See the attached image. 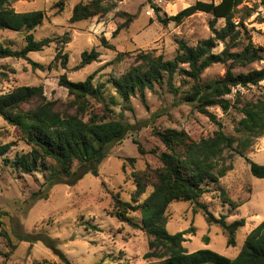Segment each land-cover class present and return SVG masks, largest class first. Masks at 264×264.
<instances>
[{
    "label": "rangeland",
    "instance_id": "374dc122",
    "mask_svg": "<svg viewBox=\"0 0 264 264\" xmlns=\"http://www.w3.org/2000/svg\"><path fill=\"white\" fill-rule=\"evenodd\" d=\"M63 1V11L57 13L54 5ZM90 0H12L11 8L16 12L42 11L44 20L32 34L35 40L46 37L56 38L68 34L70 42L65 45L68 55L66 69L54 61L56 45L51 44L39 52H31L27 59H0V94L20 86H41L47 101L53 109L63 115L77 112L72 104L74 97L58 85V79L66 74L72 82H82L94 73L92 89H99L97 96L87 95L83 110L79 115L110 121L122 120L129 132L118 144L110 147L108 156L98 166V176L85 174L74 184H55L47 189L44 185L45 172L34 171L23 174L14 167L13 161L29 151L21 139L19 131L8 125L0 117V145L9 143L10 149L0 156V232L4 231L14 248L0 234V264H147L153 259H145L149 251L148 236L118 220L114 201L117 197L136 205L132 200L135 183L132 174L147 172L151 183L154 173L162 164L158 159L166 148L156 138L152 130L174 129L184 131L192 141L213 137L222 131L233 137L232 150H225L217 159L215 172L224 170L219 185L225 197L235 203H243L232 209L222 203L217 185L210 184L209 191L198 200L206 205L216 217L228 216L227 222L244 218L246 224L237 230L236 245L227 247L226 235L217 226H209L200 213H194L195 204L173 201L166 211L167 231L170 234L193 229L184 235L183 247L188 252L208 249L228 258H235L240 252L246 236L264 220V178H257L250 172L249 164L236 154L240 141L248 134L237 133L235 126L242 114L235 108L224 113L219 107H208L215 121L208 118L186 101L193 82L175 75L173 84L177 94L169 91L166 79L156 85L153 91L146 90L144 102L136 95L124 102L109 83L111 78L121 77L133 64L138 53L150 52L161 55L164 60H172L176 54L177 41L183 40L194 47L200 41L212 36L210 22L212 16L198 12L181 24L170 23L162 26L146 0H122L112 12L103 17L70 23L72 8L78 3ZM197 0H155L160 7V15H175ZM209 1V0H201ZM217 3L220 0H212ZM118 12L134 16L126 29L112 38L113 31L124 23ZM264 6L262 0H245L235 10L233 23L237 33V46L232 51L240 52L244 45L251 43L264 49ZM225 22L217 20L216 29ZM24 31L0 30V43L14 50L24 47ZM105 37L113 46L105 49L100 46V38ZM96 49L100 53L98 61L75 71L80 63L81 53ZM223 44L213 51L219 53ZM32 63H34L33 66ZM229 64H213L201 74V82L223 78ZM264 68V59L246 66L236 65L235 74L247 73ZM235 107L245 103L264 100V81L257 85L237 86L225 97ZM238 99V100H237ZM221 125V127L218 126ZM251 146L244 155L251 161L264 166V136L251 138ZM138 143L144 154L138 152ZM9 160L4 165L3 159ZM128 159H133V163ZM153 190L148 185L145 193L137 199L141 203ZM39 192V199L33 201L31 195ZM198 209V208H197ZM199 210V209H198ZM135 222L140 223L139 212H130ZM97 227L96 230L86 224ZM21 235L18 241L16 235ZM208 239V241L205 240Z\"/></svg>",
    "mask_w": 264,
    "mask_h": 264
},
{
    "label": "trees",
    "instance_id": "16d2710c",
    "mask_svg": "<svg viewBox=\"0 0 264 264\" xmlns=\"http://www.w3.org/2000/svg\"><path fill=\"white\" fill-rule=\"evenodd\" d=\"M12 0H0V30L12 32L24 31L25 45L19 50L0 43V59L16 58L27 59L31 52H39L56 45L54 61L59 60L60 66L66 69L68 55L64 47L70 42L66 33L61 37L35 40L32 32L41 26L44 20L42 11L16 12L10 6ZM122 0H90L88 3L74 5L69 18L70 23H76L98 16L103 17L112 12ZM155 0H146L156 14V20L162 26L170 23L181 24L195 13L204 12L212 16L210 27L212 36L190 47L183 40L177 41V50L172 60H164L161 55L154 56L150 52H140L134 62L119 78H111L109 83L116 94L126 103L131 97L138 95L144 102L146 90L153 91L156 85H162L166 79L169 91L177 94L179 89L173 84L174 76L179 75L193 82L187 93L186 101L195 103L199 112L212 120L214 115L207 111L208 107H219L224 113L232 107L242 114L237 122L235 131L248 134L249 137L240 141L235 152L249 164L250 172L257 178H264V166L255 163L244 155V151L251 146V138L264 136V100L255 103H245L235 107L225 97L232 89L240 86L257 85L264 81V68L247 73L235 74L232 68L236 65L246 66L257 60L264 59V49L254 47L251 43L244 45L240 52L232 51L237 46V33L232 19L236 8L245 0H197L194 4L182 9L175 15H160V7ZM264 6V0H262ZM63 1H58L54 8L57 13L63 11ZM124 23L112 33L115 38L121 30L126 29L133 21L134 16L127 12H118ZM264 18V17H263ZM224 20L221 29H216L217 20ZM219 44L223 49L215 53ZM100 46L112 49L113 46L105 37L100 38ZM80 63L74 70H80L93 62L98 61L100 53L96 49L84 51L80 56ZM213 64H229L223 78L201 82V74ZM33 66L34 63H32ZM94 73L82 82H72L62 74L58 85L65 88L74 97L72 104L77 106L74 114H60L53 109V103L47 101L41 86H20L12 91L0 94V117L10 126L19 131L21 139L29 147V151L19 155L13 161L14 167L23 174L34 171L46 173L44 185L47 189L55 184H74L85 174L98 176V166L108 156L111 146L120 143L128 134V125L122 120H96L89 118L85 121L79 111L83 110V99L97 96L99 89H92ZM238 100V99H237ZM221 127L220 124H218ZM166 148L158 155L161 168L154 173L155 181L152 184L147 172L133 173L135 192L132 200L136 205L113 199L114 216L121 222L134 229L143 231L149 238V251L145 259H153L147 264H264V220L252 229L246 236L243 246L235 258H228L208 249L188 252L183 243L184 235L192 233L189 228L182 232L170 234L167 231L165 211L173 201L193 203L197 208L194 213H200L209 226H217L226 235L227 247L236 245L237 230L244 227V218L227 222L228 216L220 214L216 217L206 205L199 203L203 195L209 191L210 184L218 186L222 203L232 209L239 208L243 203H235L225 197V192L219 185V179L224 170L215 172L217 159L225 150H232L235 139L217 131L213 137L192 141L184 131L166 129L152 130ZM137 149L144 154L141 146ZM10 149V144L0 145V156H4ZM133 163V159H128ZM4 165L9 164L7 158ZM148 185L153 190L141 202L137 199L142 196ZM38 193H33L31 199L38 200ZM139 212L140 223L135 222L130 212ZM96 230L97 227L86 224ZM0 234L7 243L14 248L8 235ZM22 241L21 235H16ZM206 241L208 239L205 238Z\"/></svg>",
    "mask_w": 264,
    "mask_h": 264
}]
</instances>
